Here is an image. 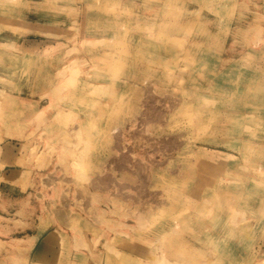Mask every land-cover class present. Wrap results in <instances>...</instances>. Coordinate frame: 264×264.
Instances as JSON below:
<instances>
[{"label":"rangeland","instance_id":"obj_1","mask_svg":"<svg viewBox=\"0 0 264 264\" xmlns=\"http://www.w3.org/2000/svg\"><path fill=\"white\" fill-rule=\"evenodd\" d=\"M131 120L184 148L93 189ZM0 264H264V0H0Z\"/></svg>","mask_w":264,"mask_h":264},{"label":"bare ground","instance_id":"obj_2","mask_svg":"<svg viewBox=\"0 0 264 264\" xmlns=\"http://www.w3.org/2000/svg\"><path fill=\"white\" fill-rule=\"evenodd\" d=\"M154 22V21H153ZM121 36V35H120ZM127 36V35H126ZM131 37V36H130ZM129 39V38H128ZM117 40V39H116ZM122 41V40H121ZM130 41V40H129ZM158 41V40H157ZM185 41V40H184ZM117 42V41H116ZM116 42L114 44H116ZM127 42V41H126ZM121 43V42H120ZM111 44V43H110ZM158 44V43H157ZM167 44V43H166ZM162 45V44H161ZM167 46V45H166ZM106 47V46H105ZM88 48V47H87ZM129 48V47H128ZM143 49V48H142ZM134 50V49H133ZM128 51V50H127ZM131 54V53H130ZM111 55V54H110ZM113 55V54H112ZM116 55V54H115ZM129 55V54H128ZM137 57V56H136ZM114 58V57H112ZM129 58V57H128ZM138 58V57H137ZM250 58V57H249ZM121 59V58H120ZM125 59V58H124ZM123 59V60H124ZM135 59V57H134ZM133 59V61H134ZM258 59V58H257ZM110 60V59H109ZM122 60V59H121ZM137 60V59H135ZM60 61V60H59ZM121 62V61H120ZM124 62V61H123ZM122 62V63H123ZM241 62V61H240ZM119 63V62H118ZM141 63V62H140ZM128 64V62H127ZM136 64V63H135ZM131 65V64H130ZM140 65V64H139ZM144 65V64H143ZM134 66V65H133ZM217 66V65H216ZM243 66V65H242ZM257 66V65H256ZM255 66V67H256ZM119 67V66H118ZM126 67V66H125ZM235 67V66H234ZM124 68V66H123ZM128 68V67H127ZM110 69V68H109ZM112 69V68H111ZM57 70V69H56ZM124 70V69H123ZM136 70V69H135ZM239 70V69H238ZM250 70V69H249ZM106 71V70H105ZM114 73L116 70H114ZM122 71V70H121ZM252 71H254L252 69ZM258 71V70H257ZM256 71V72H257ZM94 72V71H92ZM137 72V71H136ZM220 72V71H219ZM45 74V72H44ZM93 74V73H91ZM99 74V73H98ZM105 74V73H104ZM133 74V73H132ZM242 74V73H241ZM56 75V74H55ZM103 75V74H102ZM101 75V76H102ZM129 75V74H128ZM141 75V74H140ZM255 75V74H254ZM253 75V76H254ZM45 76V75H44ZM109 75H107L108 77ZM121 76V75H120ZM236 76V75H235ZM242 76V75H241ZM252 76V75H251ZM252 76V78H253ZM93 77V76H91ZM122 77V76H121ZM129 78V77H128ZM127 78V79H128ZM133 78V77H132ZM131 78V79H132ZM240 78V77H239ZM122 79V78H121ZM248 79V78H247ZM246 79V80H247ZM243 80V79H241ZM249 80V79H248ZM51 81V80H50ZM95 81V80H94ZM129 81V80H128ZM240 81V80H239ZM244 81V80H243ZM53 82V81H52ZM96 82V81H95ZM108 82V81H107ZM133 82V81H132ZM205 83V82H204ZM215 83V82H214ZM38 84V83H37ZM82 84V83H81ZM80 84V85H81ZM122 84V83H121ZM235 84V82H234ZM241 84V83H240ZM253 84V83H252ZM123 85V84H122ZM251 85V84H250ZM35 86V85H34ZM40 86V85H39ZM44 86V85H42ZM55 86V85H54ZM219 86V85H218ZM238 86V85H237ZM85 87V86H84ZM203 87V85L201 86ZM241 87V86H240ZM252 87V86H251ZM33 88V87H32ZM89 87H87L88 89ZM92 88V87H91ZM226 89V88H225ZM245 89V88H244ZM251 89V88H250ZM30 91V90H29ZM120 91V89H119ZM242 91V90H241ZM205 92V91H204ZM30 93V92H29ZM83 93V92H82ZM118 93V92H117ZM237 93V92H236ZM148 94V93H147ZM145 94V95H147ZM30 95V94H28ZM217 95V94H216ZM240 95V94H239ZM116 96V95H115ZM201 96V94H200ZM220 96V95H219ZM203 97V96H202ZM221 97V96H220ZM227 97V96H226ZM237 97V96H236ZM251 97V96H249ZM138 98V97H137ZM222 98V97H221ZM224 99V98H223ZM222 99V100H223ZM250 99V98H249ZM67 100V99H66ZM136 100V99H135ZM163 100V99H162ZM170 100V99H169ZM232 100V99H231ZM256 100V99H255ZM96 98H89L87 99V103H95ZM154 101V99L151 96H147L144 100V109L141 111V122L142 125L145 126V124L153 122L154 120L158 121V119H161V117L157 112V109L152 107V102ZM159 101V100H158ZM168 101V100H167ZM253 101V100H252ZM46 102V101H45ZM68 102V101H67ZM71 102V100H70ZM98 102V101H97ZM96 102V103H97ZM135 102V101H134ZM137 102V100H136ZM162 102V101H161ZM178 102V101H177ZM254 102V101H253ZM47 103V102H46ZM95 103V104H96ZM115 103V102H114ZM140 103V102H139ZM72 104V103H71ZM120 104V103H119ZM135 104V103H134ZM179 104V103H178ZM228 105V104H227ZM49 104L47 103V105H44L43 107L37 108L36 112L39 114L46 109V107H48ZM66 106V105H65ZM71 106V105H70ZM132 106V105H131ZM173 106V105H172ZM245 106V104H244ZM69 107V106H68ZM235 107V106H234ZM113 108V107H112ZM111 108V109H112ZM68 109V108H67ZM79 110V109H78ZM135 110V109H134ZM190 110V108H189ZM188 110V111H189ZM59 111V110H58ZM75 111V110H74ZM91 111V110H90ZM108 111V110H107ZM137 112V111H136ZM239 112V111H237ZM70 114V112H68ZM67 113V114H68ZM82 113V112H81ZM162 113V112H160ZM240 113V112H239ZM59 114V113H58ZM76 114V113H75ZM167 115V114H166ZM6 116V115H5ZM190 116V115H189ZM52 117V116H51ZM65 117V116H64ZM188 117V116H187ZM207 117V116H206ZM67 118V117H66ZM75 118V115H74ZM172 118H174V116H172ZM231 118V117H230ZM135 119V118H134ZM130 120V119H129ZM204 120V119H203ZM124 121V120H123ZM188 121V120H187ZM160 122V121H159ZM165 122V121H164ZM126 123V122H125ZM130 125L126 126V129L124 131L123 134H125L127 136V140L131 141V144L134 145L136 141H140L142 143H145V148H146V154H142L138 157V159H132L130 158V156L127 153H124L120 150H116L114 156L109 160L110 162L105 166V169L102 170L101 175L99 177H97L93 182H91V186L93 189H107L109 187H113V189L119 194V196L121 194H123V192L121 191L122 189L127 187V184H117L114 182V179L112 177V175L114 174V172H116L118 175H126L128 173V175H133L136 176L138 178V181H140L139 184H137L136 186H134L133 188L136 190V192H140V191H145L142 187L143 183L144 185L146 184L147 180H149V176L152 173V175H156L158 173L157 168L160 167V165L157 164V162L155 163V160L152 159V155L160 152V155L165 154L166 151L168 150H173L176 151L178 153H180L182 151V149L184 148V143L183 142H178L175 138H170V139H165L163 141H156L154 138L150 137V134L144 129H140L138 127H135L134 124L135 122H133V120L130 121ZM57 124V123H56ZM140 124V123H139ZM209 124V123H208ZM141 125V124H140ZM165 125V124H164ZM58 126V125H57ZM138 126V124H137ZM101 127V126H100ZM189 127V126H188ZM205 127V126H204ZM203 127V128H204ZM66 128V126H65ZM99 128V127H98ZM202 128V129H203ZM122 129V128H120ZM201 129V130H202ZM79 129H73V133L77 132ZM210 130V129H209ZM59 131V130H58ZM162 131V129H161ZM95 132V131H94ZM158 132V131H157ZM210 132V131H209ZM91 133V132H90ZM183 133V132H182ZM160 134V133H159ZM190 134V133H189ZM89 135V134H88ZM98 135V134H97ZM110 135V134H109ZM168 135V134H167ZM112 136V135H111ZM160 136V135H159ZM89 137V136H88ZM97 137V136H96ZM182 137V136H180ZM30 138V137H29ZM100 138V137H99ZM113 138H114V143L112 144V148L113 149H120L121 147V141H122V132H115L113 134ZM69 139V138H68ZM201 140V139H200ZM68 141V140H67ZM99 141V140H98ZM190 141V140H188ZM187 141V143H188ZM99 143V142H98ZM100 143H102L100 141ZM216 143V142H215ZM94 144V143H93ZM102 145V144H101ZM111 145V144H110ZM109 145V146H110ZM195 145V144H194ZM210 145V144H209ZM217 145V144H216ZM104 146V145H103ZM108 146V147H109ZM196 147V146H195ZM107 148V147H106ZM110 148V147H109ZM205 148V147H204ZM128 149V148H127ZM194 149V148H193ZM196 149V148H195ZM197 149H200L197 146ZM191 150V149H190ZM202 150V149H201ZM127 151V150H126ZM172 151V152H173ZM185 152V151H184ZM99 153V152H98ZM190 153V152H189ZM244 154V153H243ZM105 155V154H103ZM107 156V155H106ZM95 157V155H94ZM156 157V156H155ZM106 158V157H105ZM174 158V157H173ZM177 158V157H176ZM190 158V157H189ZM162 159V158H161ZM183 158L181 157V160ZM94 162V159H93ZM196 163V162H195ZM103 164V163H102ZM172 165V164H171ZM195 165V164H194ZM185 166V165H184ZM187 166V165H186ZM172 167V166H171ZM183 167V161L181 162V166L179 167V169L181 170V168ZM186 169V168H185ZM184 169V170H185ZM151 172V173H150ZM116 174V175H117ZM169 174V173H168ZM170 175V174H169ZM182 175V173H181ZM194 177V176H193ZM155 178V177H154ZM191 182V181H190ZM138 183V182H137ZM142 183V184H141ZM185 187V185H184ZM118 196V198H119ZM147 196V193H146ZM151 196V194H150ZM124 197V194H123ZM138 197V196H137ZM122 198V197H121ZM129 198V197H128ZM132 199H134V197H132ZM126 203V202H125ZM134 203V202H133ZM54 214L57 216V219L63 223H66L68 221L69 218V213L66 210H62L61 207H57L54 209ZM93 219H95V215H92ZM61 224V223H60ZM65 225V224H64ZM97 233V232H96ZM223 234V233H222ZM224 235V234H223ZM85 237V236H84ZM209 237V236H208ZM207 237V238H208ZM220 237V236H219ZM204 240V239H203Z\"/></svg>","mask_w":264,"mask_h":264}]
</instances>
